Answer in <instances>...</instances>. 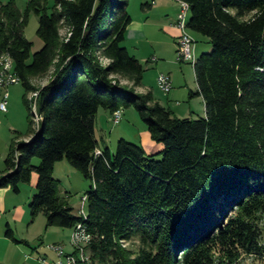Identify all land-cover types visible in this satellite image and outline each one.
<instances>
[{"label": "trees", "instance_id": "trees-1", "mask_svg": "<svg viewBox=\"0 0 264 264\" xmlns=\"http://www.w3.org/2000/svg\"><path fill=\"white\" fill-rule=\"evenodd\" d=\"M181 1L187 28L212 46L196 58L189 91L203 98L204 117L179 118L138 92L146 68L124 46L129 0H28L25 13L0 1V56L13 60L29 122L28 140L11 143L0 188L19 193L36 173L32 221L85 224L93 264H242L264 254V0ZM32 12L44 43L33 55L24 34ZM132 106L164 145L161 159L123 138L115 153L100 147L99 110ZM64 159L91 181L86 218L60 196L54 171ZM7 236L16 241L10 228Z\"/></svg>", "mask_w": 264, "mask_h": 264}, {"label": "rangeland", "instance_id": "rangeland-1", "mask_svg": "<svg viewBox=\"0 0 264 264\" xmlns=\"http://www.w3.org/2000/svg\"><path fill=\"white\" fill-rule=\"evenodd\" d=\"M0 1L5 4L10 0ZM130 1L135 0H129V13L130 6L131 12H134L132 11L133 9L132 5H130ZM15 2L20 11L25 13L28 0H15ZM161 2L166 6H161V8H164L165 11H172L177 18L182 7L180 0H160L158 3L159 6L162 5ZM139 8L140 7L137 4L135 9L138 11ZM165 8H170V10ZM188 17H190L189 12ZM38 25V16L33 12L30 13L24 34L25 37L33 43L31 55L41 50L44 45L42 39L37 35ZM65 33L66 29H63L62 34L65 35ZM188 33L195 40V55L197 58L201 54L211 52L212 46L209 43L208 38L194 33L189 29ZM163 34L165 35L166 33ZM163 34H161V32H155V34H153V41H156L155 49L159 52L157 55L155 54L158 58V65H156L155 62L148 64L147 60L142 62L145 65L146 71L144 73L143 84L139 90L144 93L149 91L152 92L156 100L164 103L168 96L173 98L177 95L176 101H174L173 104L185 109L190 100L195 99L189 98V91H194L196 87L193 64L179 63L177 61V49L173 40L167 39ZM166 36L168 35L166 34ZM147 49L148 50L146 51L149 53L150 48ZM168 72L172 74L174 82L173 90L169 95L165 94L159 88L157 82L160 73ZM49 78L50 74L45 78H36L32 81V84L37 87L43 86L44 83L48 82ZM9 89L10 94L7 102V111L3 112L0 110V171L5 170V159L8 155L12 141L15 139L20 142L26 141L29 131L28 110L23 102V97L26 93L25 88L22 83H18ZM28 99L30 100L31 109L34 111L36 109L35 93H29ZM199 103L196 99L194 100L193 107H195V110L197 107L200 109ZM102 115L107 116L103 119ZM108 115L109 112L104 109H100L99 116L97 115L96 135L101 148H110L111 151L115 153L118 141L123 138L127 141L142 145L147 155L157 154V159L162 158L159 153L164 149V145L151 139L147 125L141 120L134 106L122 110V119L119 124H114L112 118ZM198 117H200V115L196 113L192 118ZM34 121L36 124V117L34 118ZM110 141H112V143H110ZM110 144L112 147H110ZM40 162L39 158H34L32 160L34 166H38ZM54 177L58 181L60 196L66 199V201L74 208V214L78 215L82 205V197H84L90 190L91 181L85 179L82 174L72 167L65 159L56 163ZM36 183L37 174L34 173L31 183L21 185V193L17 196L21 199L20 205L13 209L19 216L16 219L17 222L12 216H10L9 219H4L5 222L6 220L11 222L10 224L12 225V228L17 230L19 236L23 239L38 238L39 234H41V232L44 233L45 228H47L46 218L42 214L37 216L33 221L30 214L29 204L34 194L37 192ZM85 210H87V207ZM125 245L128 248L136 249L138 243H127ZM242 264H264V254L262 256H246L244 257Z\"/></svg>", "mask_w": 264, "mask_h": 264}, {"label": "crops", "instance_id": "crops-1", "mask_svg": "<svg viewBox=\"0 0 264 264\" xmlns=\"http://www.w3.org/2000/svg\"><path fill=\"white\" fill-rule=\"evenodd\" d=\"M158 1L160 2V0H156V2L155 0L130 1V5H132L133 9L132 11L134 12H131L130 6L132 23L126 31L124 42V46L132 55L139 59L140 62L147 60L148 64L155 62L156 65H158V58L155 54L157 55L159 52L155 49L156 41H153V34H155V32H161V34L166 33L168 36H166V34L163 35L167 39L173 40L177 51L178 39L181 35L180 30L174 26L176 21L175 14L172 11H165L164 8H161V6L164 7L165 5L161 2L162 5L159 6ZM137 4L140 7L138 11L135 9ZM144 4H150V6L144 7ZM165 9L170 10V8ZM147 48H150L149 53L146 51L148 50ZM167 74L172 78L170 72ZM139 89V93H144L140 92ZM196 89L197 84L195 90ZM176 97L177 95L173 98L168 96L165 103L162 101L159 102L164 107L170 109L179 118H192L196 113H198L200 117L205 116V105L201 96L195 98L198 103L201 102L199 103L200 109L196 106L198 108H196V110L195 107H193L195 99L190 100L187 108L184 109L181 106H175L173 104L174 101H176ZM106 116L107 115H102L103 119H105ZM108 116L111 117V114L109 113ZM110 143H112V141H110ZM110 147H112L111 144ZM20 193L21 188L19 193L13 192L10 188H0V264H43L40 260L42 258H45L48 262L57 264L59 261L58 255L54 251L48 249L47 246L52 244L61 245L64 247L66 253H73L74 249L71 246L73 229L47 227L44 233L41 232V234H39L38 238L23 239L19 236L18 231L12 228L9 220H6V222L4 221V219H9V217L12 216L17 222L16 219L19 216L13 209L20 205L21 199L17 197ZM9 228L14 232L16 241L7 236V230Z\"/></svg>", "mask_w": 264, "mask_h": 264}, {"label": "built area", "instance_id": "built-area-1", "mask_svg": "<svg viewBox=\"0 0 264 264\" xmlns=\"http://www.w3.org/2000/svg\"><path fill=\"white\" fill-rule=\"evenodd\" d=\"M181 2V12L178 14L174 26L178 28L181 35L178 39V51L177 61L179 63H194L196 62L195 55V40L188 33V12L189 6L185 2ZM159 88L167 95L173 90L172 78L167 73H160L157 79ZM21 83L20 77L14 71L13 60L7 54L0 56V110L3 112L7 111V102L9 100V88L15 84ZM36 96V94H35ZM114 124H119L122 119V110L116 111L111 115ZM101 151L98 150L97 154ZM87 201L88 197L85 195L82 197L81 209L78 215L86 218L87 217ZM71 246L73 247V253H66L64 247L57 244L48 245V249L54 251L59 261L57 264H93L88 247L91 244L92 236L88 232L85 224L78 223L73 228L71 236ZM43 264H55L48 262L45 258L40 259Z\"/></svg>", "mask_w": 264, "mask_h": 264}, {"label": "bare ground", "instance_id": "bare-ground-1", "mask_svg": "<svg viewBox=\"0 0 264 264\" xmlns=\"http://www.w3.org/2000/svg\"><path fill=\"white\" fill-rule=\"evenodd\" d=\"M99 155V154H98Z\"/></svg>", "mask_w": 264, "mask_h": 264}]
</instances>
